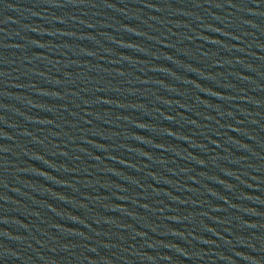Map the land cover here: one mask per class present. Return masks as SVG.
Wrapping results in <instances>:
<instances>
[{
    "label": "water",
    "instance_id": "95a60500",
    "mask_svg": "<svg viewBox=\"0 0 264 264\" xmlns=\"http://www.w3.org/2000/svg\"><path fill=\"white\" fill-rule=\"evenodd\" d=\"M0 264H264V0H0Z\"/></svg>",
    "mask_w": 264,
    "mask_h": 264
}]
</instances>
